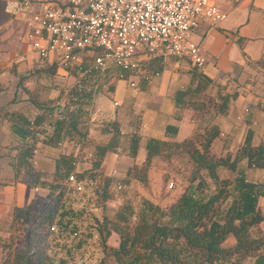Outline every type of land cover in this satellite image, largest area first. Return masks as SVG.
<instances>
[{
  "label": "crops",
  "instance_id": "obj_1",
  "mask_svg": "<svg viewBox=\"0 0 264 264\" xmlns=\"http://www.w3.org/2000/svg\"><path fill=\"white\" fill-rule=\"evenodd\" d=\"M9 1L14 0H0V244L8 245L11 238L13 242L10 248L0 247V264L20 242V232L14 233L11 229L15 207H25L35 199L46 200L49 197V190L37 187L34 180L29 178L27 168L23 164L19 166V153L26 145H21L22 138L17 134L16 127L26 120L32 122L38 115L39 110L33 100H44L41 97L44 88H37V84L43 83L40 75H49L54 71L53 64L40 60L26 41L23 21L5 11ZM213 2L228 13L227 19L216 26L203 20L191 35V40L203 48L205 64L196 67L191 61L177 57L157 58L143 63L142 71L134 76L137 86L131 87L128 80L126 83L137 91H127L122 97L123 101L120 103L116 100L118 105H113L120 108L127 101L132 103L146 96L149 101L147 111L139 113L135 108L128 107L127 110L115 111L107 118L106 123L118 124L121 132L119 147L116 152L104 157L100 169L89 171L81 179L82 184L103 183L109 199L113 196L114 188L115 191L122 189L120 184L129 186L139 183L127 178L126 173L130 167H141L145 163L149 145L164 150L166 145L194 138L197 132H219L212 142V151L218 152L219 156L236 153L245 145L247 137H250L253 146L264 142V0ZM115 86L112 93H115ZM202 86L205 87V94H209L217 104L216 109H212L214 120L200 130L199 112L185 107L178 99L189 90L196 95ZM225 95L230 96V103L223 112L220 104ZM40 129H44V132L37 133L27 143L35 144V154L29 163L42 177L52 180L64 166L65 156L74 157L66 166L71 167L73 162H77L74 166L76 173L91 168V162L81 160L82 148L76 140L53 147L46 142L53 127L45 124ZM111 137L112 133L103 131L102 126L92 127L86 145H90L93 151L96 145L107 144ZM135 138L139 140V148L133 157ZM155 159L162 158L152 160L148 173L149 186ZM114 171L117 175H113ZM252 171L249 169L247 174ZM93 173L95 175H91ZM114 183L119 187H114ZM76 194L80 195L72 186L64 194L66 210H75L79 206L74 200L71 201ZM76 216V213H71L65 222L73 227L77 224ZM115 234L117 244L114 247H117L119 236Z\"/></svg>",
  "mask_w": 264,
  "mask_h": 264
},
{
  "label": "trees",
  "instance_id": "obj_2",
  "mask_svg": "<svg viewBox=\"0 0 264 264\" xmlns=\"http://www.w3.org/2000/svg\"><path fill=\"white\" fill-rule=\"evenodd\" d=\"M95 56L85 54L75 67L64 69L75 74L80 81H93L94 84L99 82L100 77H106L109 81L115 79L117 71L102 73L93 68ZM262 65L264 67V61ZM123 73L127 80L131 75H137L131 71ZM110 88L113 90L114 86ZM192 92L189 90L183 97L179 96L178 101L198 111L199 115L204 110L208 112L210 104L211 109H216L217 102L205 94V87L200 88L199 94ZM94 94L95 90H87L79 85L74 92L78 108L71 112H63L64 107L60 103L33 100L39 110L38 115L32 122L26 120L16 127L17 134L22 138L21 145H26L19 153V166L23 164L27 168L29 178L34 180L37 187L49 190V197L46 200L35 199L25 207H15L11 229L14 233L20 232V242L12 252L6 254L2 264H53L48 242L51 233L58 232L56 224H67L65 220L71 214L63 204L64 194L70 188L69 176L76 174L78 181H81L89 171L100 169L108 153L117 151L121 132L117 122H110L102 125V130H109L112 137L107 144L94 147L91 154L95 160L91 162L89 170L76 173L74 166L77 162L72 161L73 166H66L74 157L65 156L64 166L52 180H47L29 163L35 154V144L29 145L27 141L37 133L44 132L40 128L45 124L53 127L52 134L46 139L53 147L73 140L81 144V148L88 143L89 128L83 122L82 106L91 102ZM202 102H205V106ZM229 103L230 96H223L220 104L223 112L228 109ZM218 135V131L197 132L194 138L166 145L164 150L148 146L145 163L141 167H130L127 178L137 180L143 188L149 189L148 173L153 158L166 159L168 155L180 153L187 154L196 167L193 169L194 177L178 200L160 216L151 220L141 217L134 226L123 221L115 222L113 231L119 236L117 247L108 249L106 227H99V234L105 243L104 257L97 264H246L248 260L253 264H264V230L261 228L264 224V213L261 212L264 182L250 181L247 174L252 168L264 170V142L253 146L250 137H247L245 145L235 153V159L229 164L230 161L224 156L216 159L212 151V142ZM132 147V156L135 157L139 148L138 139L133 140ZM237 161H241L238 167ZM220 168H227L233 175L220 177ZM206 177L215 184L214 191L210 189ZM158 210L159 207H155V211ZM52 227L56 231H51ZM229 238L235 240V244L225 247ZM11 243L0 244V247L10 248Z\"/></svg>",
  "mask_w": 264,
  "mask_h": 264
},
{
  "label": "built area",
  "instance_id": "obj_3",
  "mask_svg": "<svg viewBox=\"0 0 264 264\" xmlns=\"http://www.w3.org/2000/svg\"><path fill=\"white\" fill-rule=\"evenodd\" d=\"M5 11L23 21L25 39L40 60L73 68L85 54L99 52L93 68L118 69L121 79L123 71L138 74L143 63L157 58L177 57L202 67L203 48L191 35L203 20L216 26L228 17L213 0H14ZM132 76L128 81L136 87ZM68 184L83 190L76 174Z\"/></svg>",
  "mask_w": 264,
  "mask_h": 264
},
{
  "label": "rangeland",
  "instance_id": "obj_4",
  "mask_svg": "<svg viewBox=\"0 0 264 264\" xmlns=\"http://www.w3.org/2000/svg\"><path fill=\"white\" fill-rule=\"evenodd\" d=\"M98 53L99 52L95 54ZM174 63L175 62H173V64ZM191 64L196 66L193 62H191ZM56 65L57 64L52 66ZM55 69H60L59 73ZM107 71L113 73L117 71L118 75H115L117 79L115 78L109 81L106 77H100L99 82L94 84L93 81H80V78L75 74L69 73L68 70L58 65L54 67V71L52 70V73L49 75H44L42 72L43 74L40 75L42 78L40 79L43 80V83L40 82V84H37V88L39 90L41 87L44 88L41 97H43L45 101H50L51 103H60L64 107L63 112H71L78 108V106L75 105L77 102L74 100L76 97L74 92L79 88V85L87 90H95L94 99L91 102H82L83 122L85 123V127L89 129L104 125L107 118L109 119V116L112 114L114 115L115 111L120 112L122 110H127L128 107L132 109L135 108L139 113H142L143 110L147 111L146 108L149 105V101L146 96L138 98L132 103L127 101L125 104H122L120 108L114 106L113 104L117 101L120 103L123 101L122 97L127 91L131 93L137 90L130 88V86L126 84L127 79H121L119 77L120 71L118 69H109ZM36 77L37 75H35V78ZM136 80L134 76L130 78V82L136 83ZM115 82H117L116 86ZM111 85L115 86V93H112V88H110ZM133 103L135 105L130 107ZM202 103L205 106V102ZM211 108L212 104L209 105L208 112L205 113L204 110V112L200 114V130L203 129L208 122L214 120L212 118L213 112ZM151 110L148 112H151ZM91 152L92 148L90 145H82L81 160L89 164L94 161L95 158L93 155L90 156ZM214 155L216 159L220 157L218 152H215ZM224 157L230 161V164L231 161L235 159V152L231 155L226 153ZM165 158L166 159H155L153 162L150 191L143 189L139 183H133L129 186L120 184L122 185V189H117L115 191L114 187L118 188L119 186L117 185L119 184L114 183L113 196L108 199L106 194L108 192L104 189L103 183L88 182L87 184H83V190L77 192L80 193V195L76 194V196L71 198V201L74 200L79 206L76 207L75 210L72 208L68 209L69 213H74V215L75 213L77 214V224L73 227L65 223H62V225L56 224L59 231L51 233L50 235L48 252L53 260V264H97L104 257L105 243L102 236L99 234V227H106L105 230L107 231L106 233H108L105 235L106 246L109 249L117 244V237L113 231V224L115 222L123 221L134 226L140 221L141 217L146 220H151L165 213L169 207L178 200L179 196L189 185L191 178L194 177L193 169L195 167L190 161L189 156L184 153L168 155ZM236 163L238 167L241 161H237ZM252 169L253 171L248 175V178L264 181V171H258L255 168ZM115 172L116 171H114L113 175H117V172ZM218 174L220 177H231L233 172L227 168H220ZM209 182L211 186L210 189L214 191L215 184L210 180ZM125 206L126 208L123 209L122 207ZM155 207H159L160 210L155 211ZM261 212L264 213V201L262 202ZM261 228L264 230V224ZM75 231H79L78 237L73 236ZM256 233H259V231ZM234 244L235 240L229 238L225 243V247H232ZM246 264L253 263L248 260Z\"/></svg>",
  "mask_w": 264,
  "mask_h": 264
}]
</instances>
